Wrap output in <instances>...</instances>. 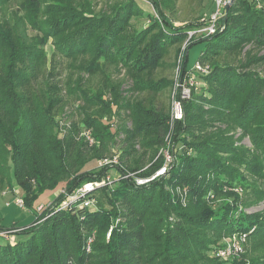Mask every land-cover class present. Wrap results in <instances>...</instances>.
I'll list each match as a JSON object with an SVG mask.
<instances>
[{"label": "trees", "instance_id": "1", "mask_svg": "<svg viewBox=\"0 0 264 264\" xmlns=\"http://www.w3.org/2000/svg\"><path fill=\"white\" fill-rule=\"evenodd\" d=\"M144 1L152 13L137 0H0V192L18 188L29 206L43 190L97 180L107 166L96 176L86 164L119 135L126 163L113 184L52 203L0 243V264H264V212L236 207L264 198V7L233 0L214 33L188 40L181 77L197 43L196 61L208 70L196 73L199 90L181 99L180 48L207 20L174 23L164 10L175 13L177 0ZM144 14L147 23L135 27L132 18ZM121 70L126 91L112 80ZM173 99L181 119L171 116ZM69 104L78 117L71 112L61 125ZM164 148L173 155L167 172L138 184L161 167ZM233 234L262 251L251 250L248 263L219 259L217 241L230 243Z\"/></svg>", "mask_w": 264, "mask_h": 264}, {"label": "rangeland", "instance_id": "2", "mask_svg": "<svg viewBox=\"0 0 264 264\" xmlns=\"http://www.w3.org/2000/svg\"><path fill=\"white\" fill-rule=\"evenodd\" d=\"M257 1L259 2V4H262L264 7V0H257ZM177 2L179 5V8L177 5L175 13L171 14L170 11L164 10L165 13L169 15V18L174 23H182V22H188V21L189 22L195 21L197 23L202 22L203 20L208 19L212 11L211 0H177L176 4ZM137 3L140 6V8H142L145 14L152 13V8L149 5V3H147L144 0H137ZM96 4H97V9L103 6V3L100 1H97ZM145 14L142 16L136 17V18L135 17L132 18V22L135 27H139L147 23L148 18ZM200 49H201L200 43L194 44L193 46L189 48L188 60H187V65H186L188 70L184 72L183 77H181L180 64L178 65V69H177V66L175 68V78L174 79H176V84H177L176 88H177V91L180 92L181 99L188 98L191 95L192 90L198 91L200 86H202L203 84L201 79L198 78L196 75L194 76L193 79L190 77V75H188L192 69L194 62L196 61L198 57ZM45 50L47 51L48 54L50 53L51 51L50 41L46 43ZM176 64H177V61H176ZM258 70L262 71L263 66L259 67ZM165 73H167V75H172V70L167 69ZM112 78H113L112 80L121 81L122 83L121 88L124 89V91L128 89V86L130 85V81L127 79V77L123 73V70H121V73H118V74L113 72ZM97 81H98V77L93 78L90 83L94 87L98 85ZM162 99L166 103L168 101L167 95H164ZM71 112H75L73 117L74 116L78 117V112L77 110H75L74 106L72 104L66 105V107L62 110L59 116L61 120V125H63V123L67 121V119H65L66 116H71ZM236 134L238 136L239 131H237ZM84 135L88 137V143L92 144V139L89 138L90 137L89 133L84 132ZM240 143L247 145V146L249 145L248 139L244 137L241 138ZM124 145H125V140L122 139V135H119L118 137L115 138V142L112 145H110L109 151L107 152L106 155H103L99 158H96L97 156H95L92 159H90L87 162L85 168L86 170H90L88 172L94 173V175L96 176H98L97 172L99 171L100 167H103V166L98 165V160H100L102 157H107L115 161H111L110 163L105 165L107 166V169L104 170V174L100 175V177L97 180L86 181L82 183L80 186L76 187L73 191H70V192L66 191L65 188L63 187V184H60L55 189H47V190H43L42 192L38 193L35 199L32 200L31 205L29 206L24 205L23 207H19L15 205L12 202V200L17 196L23 197L22 192L18 188H15V187H13L15 191H13L11 188H3V190L0 192V230H3V232L4 231H7V232L0 235V243H4L8 241L9 239H11V236L16 234L14 232L20 229H23L24 227L27 228L29 225H31L34 218L37 215L42 214L44 209L48 206H51L52 203H55V204L61 203L62 205L68 201L66 199H68L69 196L76 197L78 195H81V192L85 194H90L96 188L113 184V181L116 180L118 176L120 175V171L124 170V164H126L125 160L120 159V153H121L120 151L122 150ZM179 150H180L179 144L173 145L172 151L175 154H177ZM161 152H162V149L158 151L157 156L161 154L160 156L162 157L163 153ZM169 154L172 156L170 152ZM139 155H141L140 151H139ZM146 161H147V157L144 158L145 163ZM93 184H97V185L91 188ZM231 190H233L232 192L237 193L238 196H240V194L243 193V191H241L239 187L232 188ZM173 193L175 194L176 197L180 199L184 196L181 193V191H179L178 189L173 191ZM98 196L101 197V195L97 192L95 193V195L91 196V198H88V199L95 200V198L96 199L99 198ZM60 197H62L61 200L57 201V198H60ZM240 198H243V200H245L244 199L245 195L243 196L241 195ZM216 199L214 196V198L212 199L214 201H212L211 204L215 205L220 202L219 200H216ZM236 207L242 208L247 213H252V212L262 213L264 212V198H259V199L252 198L250 201L243 203L242 205H238ZM231 237L234 239V237L236 238L237 236L233 234L231 235ZM239 238L242 240L238 241L239 242L238 245L237 243H235V245L232 246L233 250L232 249L228 250L229 248L228 246H231L232 244L227 243L224 237H222L219 241H217L215 246L222 247V249L217 251L219 254L218 258L223 261H230V262L234 258V260L236 259L238 261H245V263H248L249 257L255 255V253H251V250L256 251V253H260L262 251L258 247H256L257 249H255L254 247L257 245H255L254 243L252 244L250 241H248L247 236L243 237V235L241 234ZM93 239L94 237H91L88 240V243L90 242L92 244ZM226 247L227 249H225ZM89 248L90 247L88 246L87 249ZM234 248H237V250ZM224 249H225V253H224ZM209 254L210 256H213L215 255V251L210 250Z\"/></svg>", "mask_w": 264, "mask_h": 264}, {"label": "built area", "instance_id": "3", "mask_svg": "<svg viewBox=\"0 0 264 264\" xmlns=\"http://www.w3.org/2000/svg\"><path fill=\"white\" fill-rule=\"evenodd\" d=\"M211 2H212V11H211V13H210V15H209V17L207 19V23L195 28L194 30H189L187 32V37H186L185 41L183 42V44H182V46L180 48V53H179L178 58H177V69H178V65L181 62V57H182V55H183V53L185 51L186 45L188 43V40L190 38H192L193 36L210 35V34L214 33L215 30H216V27H217V22L220 19V17L223 15L224 6L226 4H228V3L232 4L233 0H211ZM207 70H208V66L207 65H202L199 62L195 61L193 66H192V69H191L190 73L188 74V72H187V74L190 75V77L193 79L197 72L198 73H205V72H207ZM176 85L177 84H176V79H175V87H176ZM171 114H172L171 116L173 118H177V119H181L182 118L183 111H182V105H181L180 100H177V99H173L172 100V111H171ZM87 139H88V137H87ZM161 153H163L162 155L164 157L161 167H159L155 171V173L152 176L148 177V178H137L136 182L138 184L146 183V182L150 181L151 179H153L155 177L164 175L167 172V170H168V168H169V166H170V164H171V162L173 160V155L171 156L169 154V151H168L167 148L162 149ZM111 161H115V160H111L110 158H107V157H102L100 160H98V165L99 166H105L108 163H110ZM95 185H97V184H93L91 186V188H93ZM85 190H87V189H85ZM84 195H86V194L81 192V195H78L76 197H70L69 196V198L66 199V200H70V201L74 200L75 201V200H78V199H82L84 197ZM90 200L91 199H89V200L88 199H84L83 202H84L85 205H87V204H89L91 202ZM12 202L15 205L19 206V207H23L24 206L23 199L21 197H19V196L15 197L12 200ZM66 204H67V202L65 204H62V205L65 206ZM6 232L7 231L0 232V235L4 234ZM239 237L240 236H237L236 238L234 237V239L233 238L231 239L230 243L232 245L228 246L229 247L228 250L229 249L233 250L232 246H234L235 243H237V245L239 244L238 241L242 240ZM243 237H245V236L243 235ZM225 249H227V247ZM225 249H224V253H225ZM234 249L237 250V248H234ZM217 255H219L218 252H217Z\"/></svg>", "mask_w": 264, "mask_h": 264}, {"label": "water", "instance_id": "4", "mask_svg": "<svg viewBox=\"0 0 264 264\" xmlns=\"http://www.w3.org/2000/svg\"><path fill=\"white\" fill-rule=\"evenodd\" d=\"M231 3H228L224 6V12H223V15L224 17L226 16L227 12H228V9L230 7ZM0 232H3V230H0Z\"/></svg>", "mask_w": 264, "mask_h": 264}, {"label": "crops", "instance_id": "5", "mask_svg": "<svg viewBox=\"0 0 264 264\" xmlns=\"http://www.w3.org/2000/svg\"><path fill=\"white\" fill-rule=\"evenodd\" d=\"M14 238H15V236H14V235H12V236H11V239L13 240ZM11 239H10V240H11Z\"/></svg>", "mask_w": 264, "mask_h": 264}]
</instances>
